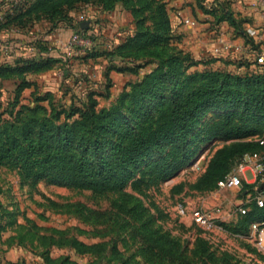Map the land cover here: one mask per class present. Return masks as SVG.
I'll return each mask as SVG.
<instances>
[{
	"label": "trees",
	"instance_id": "1",
	"mask_svg": "<svg viewBox=\"0 0 264 264\" xmlns=\"http://www.w3.org/2000/svg\"><path fill=\"white\" fill-rule=\"evenodd\" d=\"M121 1L33 0L27 7L15 1L11 10L2 15L0 31L9 27L31 28L32 20L40 16L48 18L53 26L60 22L74 27L70 19H64L65 7L86 3L101 11H112ZM129 1L135 3L131 5V13L138 17L137 22L149 18L152 26L137 28L112 53L132 61L139 60L140 52L147 49L153 54L172 46V53L131 85V92L123 91L110 109H99L92 92L87 93L81 105L69 109H56L48 94L37 100H48L46 105H22L11 121L3 120L0 125V165L15 170L21 182L32 187L45 181L73 190H90L101 196L115 194L111 209L103 214L128 226L140 243V254L152 264H239L230 254H217L199 235L191 247L182 243L158 225L164 217L163 211L154 203L146 204L141 197H145L151 183L165 181L185 168L202 142L228 141L213 152L193 183L192 188L197 191L216 189L217 181L229 173L236 161L261 150L258 142L249 138L264 132V64H257L260 70L245 73L207 67L187 73L192 66H207L214 60H193L172 45L180 37L172 34L163 0ZM193 1L215 22L226 21L235 30L241 28L228 0ZM43 50L44 47L38 48L37 53L40 55ZM57 61L63 60L41 55L21 57L13 64H0V78L38 73ZM232 64L242 66L240 62ZM30 84L23 82L18 88ZM218 104L239 112L210 119L196 130L204 110ZM155 150L157 156L150 158ZM254 186L244 182L242 188L251 190ZM182 189V184L173 187L174 191ZM245 207L247 211L237 217L234 232L245 233L249 224L264 220V206L250 202ZM76 212L85 215L92 210L76 204ZM217 223L222 228L229 224ZM71 243L80 253L91 252L96 247L75 239ZM40 256L49 261L47 254ZM60 264L77 263L63 259ZM121 264H127V259Z\"/></svg>",
	"mask_w": 264,
	"mask_h": 264
},
{
	"label": "rangeland",
	"instance_id": "2",
	"mask_svg": "<svg viewBox=\"0 0 264 264\" xmlns=\"http://www.w3.org/2000/svg\"><path fill=\"white\" fill-rule=\"evenodd\" d=\"M31 1L33 0H26L24 6L27 7L26 4ZM84 5L86 3L71 8L65 7L64 19L67 17L73 21L77 12ZM131 5L135 6V3L123 0L116 6L128 15L124 17L122 30L126 32L132 26L131 34H133L137 28L143 30L145 27H151L152 23L149 18L144 19L143 22H137L138 17L131 13ZM194 7L197 8L196 4ZM166 8L169 15L167 3ZM61 19L62 17L59 18L60 21ZM203 19V17L196 18V21L202 24L207 22H204ZM219 24L214 21L205 26L204 31L216 30L217 32L211 34L210 38L224 33L218 31ZM34 25L41 36H44L45 32L50 29L66 27L65 23L60 22L53 26L51 21L44 16L35 17L32 20V27ZM171 25L172 34L180 37V40H173L172 45L188 53L193 60H214L212 64H209V68L239 70L241 73L260 70L257 59L264 56V47L260 43L250 44L248 48L242 47L238 52V60L235 58L233 60L228 56L207 54L209 52L206 53L205 49L189 44L188 40H185L183 32H177L172 20ZM69 36L61 41L67 40ZM87 37L91 41L92 39L96 40L95 37ZM10 43L14 45L12 52L1 51L0 56L6 57L7 54L10 56L15 52L17 42L12 37L5 38L2 46ZM41 43L42 41L38 39L35 46L43 48L44 45ZM59 43L51 45L44 51L46 57L51 54L54 58L62 59V62L57 61L49 69L38 73H28L21 77L0 78V125L3 120L11 121L22 105L26 107H33L37 104L46 105L48 100L37 102L45 94H48L51 104L58 110L81 105L89 92L95 94L99 109H110L116 104L123 91L131 92V85L155 69L160 64V59L165 61L168 54L172 53L170 49L172 46L158 49L153 54L147 49L145 53L140 52L139 60L132 61L115 56L112 53L115 47L108 50L107 46L94 48L91 47V44L89 46L78 44L74 53L68 55L61 49ZM25 49L27 50V48H23L22 51H26ZM18 50H20L19 47ZM25 55L26 57H39L41 54L27 52ZM233 61L242 63V66L237 67L232 64ZM196 67H199L200 70L203 69L202 65L192 66L187 73L198 70ZM261 70L263 71V69ZM28 81L31 82L29 86L18 88V85ZM150 93L148 94L150 95ZM128 101L129 98L127 103ZM124 112L125 109H123ZM238 112V109L222 104L210 106L199 117L196 130L210 119ZM257 136L254 135L249 139L255 140ZM223 143H228V141L216 144L213 142L198 144L185 168L165 181L157 184L151 183L145 191V197H140L146 204L154 203L163 211L164 217L157 222L158 225L163 230L169 231L172 236L179 238L182 243L188 244V247H191L193 240L199 235L209 242L210 248L217 254H230L233 260L239 264H264V253L256 245L250 224L245 233L234 232L233 227L238 219L232 217L224 220L229 224L222 228V231L207 232L195 226L188 217H179L174 210L175 205L184 199L194 205H202L204 208L220 206L225 213L232 212L236 208V201L244 202L243 196L236 189L197 191L192 188L213 152ZM157 154V150L153 151L150 158L156 157ZM245 174L247 178L251 177L250 171ZM179 184L183 185V189L174 191L173 187ZM114 197L115 194L101 196L90 190H73L45 181H39L32 187L22 183L15 170L7 165H0V226H3V229L0 230V241L4 234L8 242L15 238L22 239L21 241L26 243L25 245L32 254H47L49 261H44L45 264H60L63 259L77 264H121L124 259H127V264H152L146 261L144 255L140 254V243L136 236L131 235L128 226L120 220L108 219L103 214L111 209V201ZM76 204H83L92 212L85 215L80 214L76 212ZM72 239L86 245L95 244L96 247L91 252L80 253L77 247L72 245ZM41 257L44 259L43 256Z\"/></svg>",
	"mask_w": 264,
	"mask_h": 264
},
{
	"label": "crops",
	"instance_id": "3",
	"mask_svg": "<svg viewBox=\"0 0 264 264\" xmlns=\"http://www.w3.org/2000/svg\"><path fill=\"white\" fill-rule=\"evenodd\" d=\"M15 1L23 4L26 0H0L1 17L6 11L11 10L12 3ZM163 1L167 3L170 18L174 23L177 32H183L184 38L186 41L188 40L189 44L199 46L200 49H205L206 53L209 52L207 54H212L211 48L216 40V36L210 38V35L217 32L216 30L204 31V29L205 26L210 25V22H214L213 17L203 14L200 10L195 8L193 0ZM228 1L234 18L241 22V28L235 30L233 26L229 25L226 21H223L218 25V31H223L224 33L219 35H222L230 45L237 47L238 49L223 51L217 56H228L229 59L235 58L238 60V52L242 47L248 48L249 45L253 43H260V45L264 47V26L260 22V14L255 5V0ZM125 14L126 13L121 10L120 7H116L112 11H101L91 4H86L77 12L75 19L72 21V25L75 28L66 26L64 29H50V31L45 32L44 36L38 34L35 25L26 30H21L17 27L3 29L0 31V52L4 39L8 37H12L16 40L17 43L15 46L17 49H15V52L10 56H0V64H13L16 59L26 57V51H22V49L28 48V43L35 45L39 39L42 41L41 44L44 45L46 50V48H49L51 45H56L59 41L68 37L75 29H80L84 35L96 38V40L92 39L91 47L105 48L107 46V49L110 50L112 47L121 43L128 34L132 33V26H130V30L126 32L122 30L124 17L128 16ZM202 17L204 18V22H207L203 24L198 23L196 18L200 19ZM185 19L195 21V25L190 26L185 24L183 22ZM18 47L20 50H18ZM40 54L45 56V51H41ZM201 54L203 55V52H201ZM49 56L52 57L53 55L50 54ZM209 64H212V62ZM209 64L207 66L199 64V66L202 65L203 68H209ZM196 69L200 70L199 67H196ZM112 75H110V77L113 78ZM239 203H241V200L236 201L235 205ZM5 236L6 235L4 234L0 241V264H45L44 259H42L40 255L31 253L24 241L15 238L13 241L9 240L8 242V239H5Z\"/></svg>",
	"mask_w": 264,
	"mask_h": 264
},
{
	"label": "built area",
	"instance_id": "4",
	"mask_svg": "<svg viewBox=\"0 0 264 264\" xmlns=\"http://www.w3.org/2000/svg\"><path fill=\"white\" fill-rule=\"evenodd\" d=\"M255 5L260 14V22L264 26V0H255ZM1 19V16H0ZM185 24L190 26L195 25V21L185 19ZM80 44L83 46H89L91 40L87 35H84L81 30L75 29L67 40L60 41L59 46L68 55L74 53L75 47ZM13 44H6L2 46L1 51L5 53L12 52ZM231 49L237 50V47H233L228 41L219 35L211 48L213 55L217 56L223 51H230ZM35 45L29 44L26 53L36 52ZM8 55V54H7ZM257 64H264V56H260L257 59ZM261 150L254 153L243 155L238 161L235 162L232 169L223 178L219 179L216 183V189L218 190H238L244 198V202L236 205V208L232 212L222 211L220 206H214L212 208H204L202 205H194L188 200H182L178 202L174 210L179 217H188L191 222L200 229L207 232H220L222 226L217 222L228 218L235 217L244 214L247 211L246 204L255 202L257 206H264V189L258 190L260 182L264 181V132L257 136L255 139ZM250 171L251 177H246V172ZM254 184L255 186L251 190H243V183ZM252 235L255 237L256 245L264 253V220L259 222H252L250 224Z\"/></svg>",
	"mask_w": 264,
	"mask_h": 264
},
{
	"label": "water",
	"instance_id": "5",
	"mask_svg": "<svg viewBox=\"0 0 264 264\" xmlns=\"http://www.w3.org/2000/svg\"><path fill=\"white\" fill-rule=\"evenodd\" d=\"M264 189V181L260 182L258 185V190Z\"/></svg>",
	"mask_w": 264,
	"mask_h": 264
}]
</instances>
